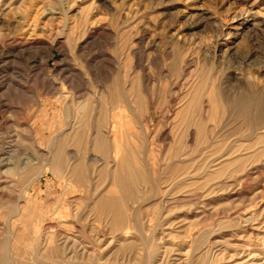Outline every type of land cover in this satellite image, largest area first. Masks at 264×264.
Segmentation results:
<instances>
[{
	"label": "rangeland",
	"instance_id": "rangeland-1",
	"mask_svg": "<svg viewBox=\"0 0 264 264\" xmlns=\"http://www.w3.org/2000/svg\"><path fill=\"white\" fill-rule=\"evenodd\" d=\"M210 251L264 264V0H0V264Z\"/></svg>",
	"mask_w": 264,
	"mask_h": 264
},
{
	"label": "bare ground",
	"instance_id": "bare-ground-1",
	"mask_svg": "<svg viewBox=\"0 0 264 264\" xmlns=\"http://www.w3.org/2000/svg\"><path fill=\"white\" fill-rule=\"evenodd\" d=\"M220 100V99H219ZM225 104V103H224ZM74 136H76V135H74ZM77 137V136H76ZM76 139V138H75ZM97 141V140H96ZM98 145V144H97ZM98 147V146H97ZM101 148V147H100ZM60 151H61V149H60V147H59V149H58V147L56 148V146H54V148L52 147V152H51V154H49V155H51V157H50V159H49V161H48V163L46 164L47 165V168H48V170L49 171H51L52 173H54V174H59V173H61L62 172V169H61V167H60V160H59V158H58V155L60 154ZM65 155V154H64ZM62 157V156H61ZM121 163V162H120ZM7 164V163H6ZM5 164V165H6ZM115 167H117V166H115ZM65 172H67V173H69V170H64ZM45 172V170H43L42 171V174ZM124 174H126V172L123 170V171H121V169H114L113 170V176H112V180L115 182H117L118 184H114L116 187H121L122 185V182L121 181H119V180H123V176L122 175H124ZM126 175H128V174H126ZM40 176L41 175H39V177L37 178V179H39L40 178ZM37 179H35V180H37ZM114 205V204H113ZM115 207V206H114ZM114 209V208H113ZM118 211H119V209H118ZM104 212H105V210H104ZM113 212V211H112ZM111 211H109L108 210V213L110 214V213H112ZM102 214H103V212H102ZM105 215V214H104ZM104 217V216H103ZM108 218H110L109 216H107ZM105 218V217H104ZM107 220V219H106ZM20 240V239H19ZM13 244V243H12ZM8 254V253H7ZM210 256L208 257L209 258V264H214V261L216 260V253L214 252H212V251H210ZM190 257V256H189Z\"/></svg>",
	"mask_w": 264,
	"mask_h": 264
}]
</instances>
